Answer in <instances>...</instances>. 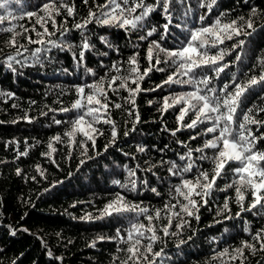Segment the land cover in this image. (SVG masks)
I'll use <instances>...</instances> for the list:
<instances>
[{
	"label": "trees",
	"instance_id": "1",
	"mask_svg": "<svg viewBox=\"0 0 264 264\" xmlns=\"http://www.w3.org/2000/svg\"><path fill=\"white\" fill-rule=\"evenodd\" d=\"M136 2L128 0L125 5L123 0H116L123 8L135 7ZM210 2L168 0L166 14L163 0H144L154 10L132 28L98 22L103 13L111 11L102 7L107 0H0L5 5L0 16L6 17L0 23V264H136L137 260L139 264H264V241L254 238L257 233L264 237V201L242 210L241 204L249 209L253 196L250 188H242L244 200L240 202L235 186L229 187L238 179L232 171L240 166L238 162L226 165L207 196L193 195L199 210H193L192 216L180 212L187 201L175 193L182 180L195 179L201 170L211 176V159L200 157H212L216 150L193 151L194 167L189 172L181 171L189 163L181 156L190 149L203 148L204 141L218 133L204 134L210 123L183 127L195 114L190 110L181 121L182 104L161 111L166 97L195 89L190 84L157 87L178 69L153 45L175 51L190 39L191 31L214 26L217 21L221 26L236 21L241 35L233 34L229 39L222 34L223 43L205 49L209 56L223 52L222 60L196 69L194 75L197 79L208 76V88H215V95L221 98L223 85H230L228 91H232L233 81L243 85L252 76L264 75V0H215L211 9L203 6ZM45 4L51 6L47 11ZM68 7L73 9L71 15ZM142 11L137 8L125 16L134 18ZM29 12L34 15L29 16ZM90 12L95 16L90 18ZM249 20L252 28L246 27ZM78 24L85 26L77 28ZM152 29L155 31L148 36ZM13 39L15 47L10 43ZM29 39L43 42L29 43ZM85 43L87 49L83 48ZM9 57L14 58L11 68ZM132 57L135 65L130 64ZM157 58L160 64L155 63ZM150 65L154 66L139 81L141 91L133 97L134 104L127 90L136 87L134 75L127 88L119 87V80L110 85L113 77H129L133 67L143 74ZM220 66L224 71L217 77L212 69ZM101 81L115 139L112 124L102 119L93 125L98 129L94 144L79 131L70 141L65 133L86 111L72 109L81 98L77 88ZM90 92L91 88L85 87V95ZM205 94L212 95L207 89ZM63 108L72 110L64 112ZM260 109H264V81L241 96L234 130L239 132L238 126L249 110L254 119L264 120ZM247 127L256 137H264V126ZM255 148L264 152V138L257 140ZM173 163L177 168L169 171ZM118 196L139 207L101 215ZM166 205L175 208L166 209ZM140 208L148 212L141 214ZM157 211L160 217L152 221L157 240L148 239L152 233L145 231L138 256L129 260V243L117 238V231L126 241L133 224L148 226L145 217H155ZM177 212L180 215L174 214ZM165 227L168 235L162 231ZM243 243L255 250L245 248L239 257L235 249ZM149 244L151 252L147 250ZM157 252L159 256L154 255Z\"/></svg>",
	"mask_w": 264,
	"mask_h": 264
},
{
	"label": "snow or ice",
	"instance_id": "2",
	"mask_svg": "<svg viewBox=\"0 0 264 264\" xmlns=\"http://www.w3.org/2000/svg\"><path fill=\"white\" fill-rule=\"evenodd\" d=\"M159 3L160 0H157ZM125 5L128 4V0H123ZM215 3V0H211L210 3L203 5L211 9L212 5ZM5 5L0 3V8H3ZM51 6L45 4L44 10L47 11ZM103 8H111V11L103 13L104 18L98 20L99 23L102 24H112L116 23L120 27L131 26L132 28H136L137 24L143 20L150 12L154 9L152 6H148L144 3V0H137L135 7L123 8L120 4L116 3V0H107V3L102 6ZM137 8H142L143 11L139 16L134 18H128L125 16V12L128 14L134 13ZM163 10L167 14L169 12L168 0H163ZM68 13L71 15L73 9L71 7L67 8ZM255 11V10H253ZM29 16L34 15V13L29 12ZM95 16V13H89V17ZM51 19V17H49ZM6 17L0 16V23H2ZM170 19V17H169ZM201 19H203L201 17ZM88 22H91L89 20ZM85 25H76L77 28L83 27ZM247 28H252V22L249 20L246 24ZM165 31H167L168 25L164 26ZM11 31V29H4ZM47 31V29H45ZM155 29H152L147 33L148 36H151ZM223 35H226L227 38L231 39L232 35H241L242 29L236 26V21H232L229 24H224L221 26L220 22L217 21L214 26L202 27L200 29L191 31L190 39L185 42L184 46L175 51H169L160 47L159 44H154L153 47L159 49L165 53V55L172 60L173 63L176 64L178 71L175 74H170L167 79L163 81V84L157 85L158 88L163 87L164 84H190L194 87V91L180 93L179 95L166 97L163 101V105L161 111H166L169 107L175 104L184 105L180 109L179 119L183 121L184 116L191 110L195 114V118L191 120L190 123L184 124L183 127L186 128H195L198 124L202 123H210L212 126L207 127L204 130V134L208 133H218L213 136L212 139L205 140L203 148L190 149L188 153L184 156H181V159H187L189 163L183 167L182 172H189L194 167L193 159V151L203 153L204 149H214L216 150L212 157L201 156V159H211L213 168L210 173L206 170L199 171L198 175L195 179H184L181 181L180 185L175 188V193L179 196H182L187 203L182 204L180 207V212L186 213L188 216L193 215V210L198 211L197 201L193 199V195L205 197L208 195L210 190L216 184L217 178L221 176L224 172L226 165L231 162H238L240 165L237 168L232 169L235 175L238 177L234 184L229 185V187L235 186L236 194L238 197V201L242 202L244 200V195L242 192V188H250L252 190L253 201L249 206V209H243V204H241L242 210H250L251 208H255L258 204H261V201H264V167L261 166V163L264 162V152L256 150L255 145L258 139L264 137H256L252 134V132L248 129V124H257L264 126V120L254 119L251 115V110H249V114H245L243 117V122L239 124V132H236L233 128V124L235 123V114L237 108L240 104V98L243 93L251 86L256 85L257 83L264 81V75H260L259 77L252 76L249 78L246 84H238L233 81L235 85L232 91H228L230 85L225 84L220 89L222 94L220 96H216L215 88H208L210 83V78L208 76L201 77L199 79L194 75L195 70L207 65H217V63L222 60L223 52L220 53L219 56H209L207 51H205L208 47H215L216 43H223ZM247 34V33H245ZM208 37L212 39L209 40ZM143 38V37H142ZM42 43L43 41H32L29 39V43ZM13 47H15V40L10 41ZM241 44L243 42H240ZM89 45L85 43L83 48L87 49ZM152 52L153 49L150 48L148 51L149 60H152ZM83 52L80 53V58L83 59ZM172 58H175L174 60ZM13 57H9L8 66L11 68V60ZM167 63L168 61H164ZM156 64H160L161 60L156 59ZM130 64L135 65L136 59L132 57L130 60ZM154 65H150L148 69H146L143 74L139 73V69L133 67L130 72L129 77H113L110 81L111 84H116L117 80H119V87L127 88V83L130 78H132V83L136 84L134 89L128 88L129 98L131 102L134 104L135 100L133 97L136 93L141 91L139 81L144 78L148 74L149 71L152 70ZM117 71L119 70L117 66H113ZM158 71H164L163 68L157 69ZM217 77L221 72L224 71V66L214 67L212 69ZM176 76H186L189 77L187 80L176 79ZM200 85L204 87L201 88ZM85 87L91 88V92L85 95ZM85 87L77 88V93L81 97L76 100L72 105V109L82 110L81 115H79L73 122L72 128L70 131L66 132L65 135L69 137L70 141L74 137L76 132H82L87 139L92 140L93 144L95 143L94 135L98 133V129L94 128L95 123H99L102 119L104 123L112 124L113 131L112 137L115 139L116 131L115 125L111 121L110 117H108V101H107V93L103 87V82H98L92 85H86ZM205 89H207L208 93H212V95L205 94ZM155 90V89H153ZM10 95V94H9ZM171 101V103L169 102ZM116 108H119L120 105L116 104ZM72 109L63 108L61 111L67 112ZM222 109H224L222 111ZM260 111H264V109H260ZM86 117H91V120H86ZM139 117L137 116V121ZM56 123H61V121H56ZM87 126V130H85L84 126ZM179 130V129H177ZM175 135V132H173ZM195 139L196 137H191ZM55 140H59L60 137H55ZM51 147V145H49ZM140 151H143L141 148ZM177 166L173 163L172 168L169 171H173ZM19 174V171H18ZM175 174V172H173ZM131 176H134V172H130ZM118 183V182H117ZM132 188L135 189V181H131ZM151 191L156 192L155 188H152ZM159 194V193H157ZM139 206L138 205H129L124 202L123 197L118 196L115 201H112L108 205H106L105 209L101 213V215H112L113 213H121L124 211H135ZM225 208L228 207L227 203L224 205ZM166 209L175 208V205H166ZM140 213H147L148 209L140 208ZM180 212L174 213L175 215H180ZM160 217V213L157 211L155 217L152 215H147L145 218L149 221V225L145 226L143 224H133L131 229L128 232L127 240H123L120 237L119 230L117 231V238H120L122 242L129 243V247L127 248V252L129 255V260H135V258L139 254V246L141 244L140 238L144 237L145 231L152 233L148 239L155 242L157 240L156 230L152 227L153 219H158ZM199 218L198 216L196 217ZM170 226V222H169ZM183 225H177V227H182ZM165 235H168V228L165 227L162 229ZM14 234V233H13ZM175 235V233H173ZM258 242L264 241V237L261 234L257 233L254 237ZM99 239L103 240L105 237H100ZM254 249V246L248 243H243L241 248L235 249V252L239 254V257H243L244 249ZM147 250L151 252V244L147 246ZM261 250H264V242L261 243ZM51 256V252H49ZM154 255L159 256L160 253H154ZM238 257H233L236 259ZM59 259V258H57ZM147 259V257H145ZM127 264V261L124 262ZM136 264H139L138 260Z\"/></svg>",
	"mask_w": 264,
	"mask_h": 264
}]
</instances>
